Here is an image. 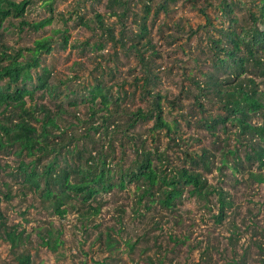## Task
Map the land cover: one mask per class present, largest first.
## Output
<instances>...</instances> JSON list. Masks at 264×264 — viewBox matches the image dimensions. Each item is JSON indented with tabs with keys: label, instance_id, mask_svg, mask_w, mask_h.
Returning <instances> with one entry per match:
<instances>
[{
	"label": "trees",
	"instance_id": "obj_1",
	"mask_svg": "<svg viewBox=\"0 0 264 264\" xmlns=\"http://www.w3.org/2000/svg\"><path fill=\"white\" fill-rule=\"evenodd\" d=\"M137 1L142 2L141 16L131 13L132 0H109L107 14L116 17L122 26L119 37L115 35L116 24H108L105 15L97 12L94 20L85 16L79 18L89 30L98 31L92 36L100 35L99 38L95 41L91 38L72 41L69 23L73 17H61L64 27L56 25L55 0H45L51 16L41 21L28 18L35 0H0V153L12 154L20 160L17 174L9 176L21 180V187L25 191L42 199L40 202L46 210H52L61 218L70 212L79 213V220L85 228L101 214L102 207L97 203L99 196L109 194L114 189L127 191L133 185L137 192L135 215L140 214L144 201H147L144 205L148 211H152L158 203L161 209L177 214L179 219L175 223L182 225L175 203L189 189L190 198L197 196L206 204L210 203L207 199L216 195L219 215L215 217L221 222L226 210L232 208L235 202L220 184H210L209 179L203 176L204 172H212L213 167L222 172L224 167H228L235 177L239 173H247L252 181L264 183V171H260L264 168V90L261 89L264 82L260 79H264V29L260 26H264V0L251 1L246 9L249 12L248 26L244 24L240 30L237 27L238 18L232 17L235 3L220 0L224 15L230 19L229 26L221 27L222 35L218 38L209 36L212 55L205 49L201 50V55L195 58L199 62L196 70L174 65L182 62L176 57L178 48L167 55L172 59V64L162 70L156 69L159 68L156 60L161 54L147 37L150 33L147 18L152 11V0ZM176 1L163 0L156 9V15L167 11L169 2ZM191 1L197 7L198 0ZM199 10L212 23L206 7H199ZM130 13L132 22L138 27L136 32L131 30V35L124 31ZM17 20H21L20 32L27 28L40 32L53 25L55 29L53 35L35 40L31 47L16 48L10 45L5 32L17 26ZM175 28L174 33L185 31L182 24H176ZM175 36L178 34H167L164 40L169 46H178L179 38ZM105 38L121 43L115 57L102 53L106 47ZM57 40L63 48L71 47L72 51H78L82 58L88 52L94 54V73L97 74L90 75L92 83L86 79V85L71 88L72 83L82 80V72L88 71L85 60L76 61L71 69L73 74L60 80V83H54L56 71L43 66L42 62L45 55L54 51ZM121 54L136 61V66L132 69L129 67L127 73L121 72ZM202 55L206 57L205 62L211 61L208 69L201 66ZM176 68H180L187 84L180 87L177 96L162 101L166 97L157 86L162 83L163 75L173 76ZM39 92L43 96L37 98ZM138 93L147 105L132 109L128 101ZM192 95L196 103L193 107H198L200 117H190L183 111V98ZM46 98H52L56 104L53 101L51 104L55 106L46 102ZM208 104L212 109L213 105L218 104L225 113L207 119L205 112ZM83 105L87 106L85 112L81 110ZM164 105L175 109L182 119L192 118L202 125L207 134L214 137L213 144L220 154L209 147H202L195 153L186 151L185 156L192 167L173 170L174 174L170 177L167 167H162L163 162H167L165 153L157 152L159 167L154 163L153 152L147 151L142 141L143 147L136 150L138 158L132 168L113 172L109 161L116 150V143L126 148L128 143L135 142V129L147 121L154 122L150 129L153 136L166 129L174 146L185 144L179 132V119L168 120ZM229 123L237 128L236 141L240 147H245L244 158L240 156L243 149L232 148L229 143ZM221 130L224 138L219 134ZM105 149H109V152L106 153ZM254 164H258L259 172L254 171ZM195 167L204 171L195 170ZM235 182L238 183L239 179H235ZM5 187L9 188V185L5 184ZM24 196L27 194L24 193ZM156 197L159 198L157 201ZM13 199L11 191L5 194L6 202ZM1 204L0 199V242H6L11 245L12 251L16 250L14 264H33L29 254L17 253L31 238L25 237V231L19 232L17 228L9 230ZM23 216H27V213L24 212ZM38 235L42 238L43 247L55 253L59 251L63 232L39 229ZM122 235L110 230L106 233V239L101 233L98 241L112 255L120 249L118 245H123L129 255L138 251L141 253L138 247L141 237L135 241L132 238L123 241ZM128 236L131 237L130 234ZM116 237H120L119 240ZM187 239L170 236L169 241L184 245ZM158 248L161 249L160 246ZM150 262L153 264L152 258Z\"/></svg>",
	"mask_w": 264,
	"mask_h": 264
},
{
	"label": "rangeland",
	"instance_id": "obj_2",
	"mask_svg": "<svg viewBox=\"0 0 264 264\" xmlns=\"http://www.w3.org/2000/svg\"><path fill=\"white\" fill-rule=\"evenodd\" d=\"M35 1L36 4L28 13L30 20L41 21L51 16L45 0ZM162 1L152 0V11L147 18V26L150 30L147 37L150 38L152 45L161 54V57L156 60L157 67H159L156 69L162 70L167 65L172 64V59L167 55L173 49L178 48L176 57L182 62L174 65L196 70L199 62H196L195 58L198 54L201 55V50L205 49L209 55H212L209 50L211 43L209 36L216 38L221 36V27L229 26L230 19L224 15L225 12L220 0H198L197 7L192 5L191 0H177L176 2H169L167 11H161L156 15V9ZM226 1L235 3V11L232 17L238 18V30L244 24L248 26L249 12L246 9L251 5L252 0ZM108 2L109 0H55L56 25L64 27L61 17L66 19L73 17L69 23L72 41H84L88 38L95 41L100 35L97 37L92 35L97 34L95 32L98 31L89 30L81 24L79 17L85 16L87 19L94 20L95 14L98 12L105 15L108 24H116L115 35L119 37L122 26L117 22L116 17L108 16ZM199 7H206V12L213 24L200 12ZM130 10L131 13H138L141 16L142 2L132 0ZM131 13L124 29L125 33L130 35L133 34L131 30L134 32L138 30L137 25L132 22ZM20 21L17 20V26L10 27V31L5 32L10 45L16 48L31 47L35 40L53 35L55 29L53 25L40 32L29 28L20 32ZM176 24H182L185 31L174 33ZM260 26L264 29L263 25ZM167 34H178L175 36L181 41L177 42L178 46H175L176 44L169 46L165 42L164 38ZM58 42L59 40L55 42L54 51L45 55L42 62L43 66H48L56 71L54 83H60V80L72 75L71 69L75 62L80 60L86 61L88 71L82 72V80L72 83L71 88H80L88 82V79L92 83L93 78L90 75L97 74L94 73L96 65L94 54L88 52L87 56L82 58L78 51H72L71 47L63 48ZM105 45L102 53L115 57V52L121 43H114L113 40L105 38ZM120 56V60L123 62L121 72L127 73L129 67L132 69L136 66L135 58L124 57L122 54ZM204 56H201V66L208 69L211 61L205 62L206 57ZM113 63L112 60L111 64ZM136 72L138 73V71ZM181 73L180 68L178 70L176 68L173 76H162V83L157 86V89L166 97L162 101L177 96L180 87L187 84ZM260 79L264 82V79ZM109 84L111 85L112 82ZM66 87L70 88L68 85ZM261 89L264 90L263 83ZM67 92L70 93V91ZM36 96L40 98L43 93L39 92ZM51 101L56 104L52 98H46V102L51 104ZM68 101L66 106L69 105ZM128 102L132 109L147 105L142 100L140 93ZM54 104L51 105L54 107ZM182 104L186 115L190 117L201 116L198 107H193L196 104L193 95L184 97ZM213 106L214 109L209 104L206 106L205 117L207 119L225 113L218 104ZM81 110L85 112L87 106L83 105ZM165 111L168 120L179 119V132L185 144L182 143L181 147L174 146L166 134V129L159 131L156 137L153 136L150 129L154 122L152 120L147 121L135 129L137 138L135 142L128 143L126 148H121L120 144L116 143V150H114V155L109 161L113 172L118 173L119 169L132 168L135 159L138 158L136 150L143 147L142 141H144L146 150L153 152L154 163L158 164L159 167L161 164L157 159V152L158 154L165 153L167 162L164 161L162 167H167L170 177L174 174L173 170L192 167L191 162L185 156L186 151L195 153L202 147H209L220 154L219 149L215 148L213 144L214 137H210L195 119H182L175 109H170L169 105ZM254 121H257V118H254ZM219 127L223 126L220 125ZM227 128L231 135L229 140L231 147L236 146V148L243 149L240 151V156L244 158L245 147H240L239 142L236 141V126L229 123ZM219 134L224 138L225 134L222 133V130L219 131ZM220 145L222 146V143ZM104 151L108 153L109 149ZM254 165V171L259 172L258 164ZM19 166L20 160L16 156L0 153L1 209L7 219L9 230L17 228L19 232L25 231V237L31 238L17 250V253L29 254L33 264H152L150 258L153 259V264H264V183L258 184L252 181L247 173H239L235 177L231 168L228 167H224L222 172L213 167L212 172L203 173V176L209 179L210 184H220L231 200L235 202L232 208L226 210L225 218L221 222H218L215 217L219 215V203L216 195L207 199L210 203L206 204L203 199L197 196L190 198L189 189H186L182 198L175 203L181 214L182 225L178 226L175 223V220L179 219L177 214L161 209V205L158 203L155 204L156 206L152 211H148L144 205L147 201H144L140 207V214L135 215L137 192L135 185H133L127 191L121 192L114 189L109 194L99 196L97 203L102 207L101 214L95 218V221L90 222L88 228H85L79 220V213L70 212L65 218L55 215L52 210H46V207L40 202L42 199L34 197L29 191H25L26 189L21 187V180L11 178L9 174H17ZM195 168V170L204 171L202 168ZM260 171H264V168ZM235 179H239V182L236 183ZM116 182L119 183L120 180H116ZM5 184H8L9 188L5 187ZM9 191L12 192L14 199L6 202L5 194ZM24 193L27 196H24ZM158 199L156 197V201ZM32 205L36 206L32 207ZM206 205L210 207L209 210ZM94 206L97 205L94 204ZM120 211H124V213L120 214ZM24 212L27 213V216H23ZM96 225L100 227L97 228ZM39 229L44 230V232L48 229H54L58 233L63 232L61 236L62 245L58 252L55 253L43 247L42 238L38 235ZM110 230H113L114 233L121 232L123 235L120 237L123 241H127L128 238L135 241L137 237H141V243L138 245L141 248V253L138 251L129 255L125 251L126 248L122 247L123 245H118L120 249L113 255L108 251L106 252L105 246L99 243L98 238L103 233L104 239H106V233ZM129 234L131 237L128 236ZM170 236L189 239L184 245H176L169 241ZM120 237H116L117 240ZM158 246L161 247L160 250ZM146 249L148 250L146 251ZM144 250L145 252H143ZM15 251H12L10 244L0 242V264H14L16 261L14 259Z\"/></svg>",
	"mask_w": 264,
	"mask_h": 264
}]
</instances>
